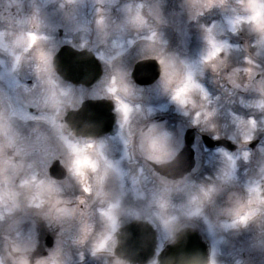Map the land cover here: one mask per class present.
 Returning <instances> with one entry per match:
<instances>
[{
    "label": "rangeland",
    "instance_id": "1",
    "mask_svg": "<svg viewBox=\"0 0 264 264\" xmlns=\"http://www.w3.org/2000/svg\"><path fill=\"white\" fill-rule=\"evenodd\" d=\"M48 1H53L59 8L60 19L65 18L61 20L60 25L62 26L65 20L69 22L67 27L62 29L79 37L80 47L95 52L102 62L112 67L115 77L111 78L109 75L105 81L118 82L122 84L121 90L128 91L130 96L133 93L147 99L136 108L129 107L131 112L126 124L118 106L121 132L119 138H124L122 146L119 145L120 140H101L90 147V152L88 149L83 150L90 159L95 156L112 162L113 170L104 176L102 181L99 179L100 169L95 172L86 171L85 178L77 176L69 168L72 172L70 181L54 184L59 193L67 192L64 194V197L67 195L65 199L59 196L62 201L59 208L69 211L68 219L64 211H59L58 217L54 215L57 208H51L49 205L35 207L36 203L28 202L27 190L23 187L24 181H29L35 188L39 181L49 179L43 176L40 167L36 166L33 154L27 153L26 150L23 154L14 147L0 151V166L10 161L6 184L10 192L18 193L16 196H20L19 201L27 206L29 214L39 218L45 228L56 233V251L59 252L60 258L57 260L55 252L51 251L49 257L43 260V264H117L119 260L113 256L107 257L108 252L93 255L95 243L111 231L109 220L102 215V212L109 210L110 205H117L112 211L117 217L118 226L123 224H119L120 220L127 225L139 212H147L148 214L143 215L160 231V247L163 243L173 240L174 231L186 227L194 228L197 223L205 236L212 241V264L213 261L215 264H264V143L254 151L249 149L253 140L264 136V31L251 20L255 11L250 5L255 0ZM48 1L45 0V4ZM169 5L171 7H166ZM112 7H117L118 13L112 15ZM259 10L264 13V9ZM117 15L119 17L116 18ZM122 21L125 22V30L129 27L141 31L155 30L156 25L162 26L163 29L150 35L152 41L146 34L142 37L138 34L132 35L137 42H128V33L119 28ZM140 41L141 43H138ZM64 42L68 41L61 42V45ZM213 43L216 47H221L222 51L216 58L209 60V55L215 50ZM22 48L14 45L8 59L10 67H0V94L5 100L9 99L12 105L9 119L12 129L17 134L23 133L24 138L28 135L35 139L42 130L51 134L54 132V136L59 137L58 133L61 131L58 128H63L59 122L32 117L26 112L25 108L29 106L42 110V99L38 90L43 85L38 86L41 82H37L28 86L23 82L20 84L17 79L20 77L18 73L22 65L20 53H27V50ZM147 57L165 61V64H162L163 74L160 82L154 86L155 89H149L154 90L150 97L140 91H132L129 75L137 59ZM165 65L168 66L167 78ZM226 71H229L228 75ZM47 76L46 74L45 78ZM189 77L199 87L187 94L189 103L181 105L173 97L181 86L184 87L188 83ZM224 77L236 87L234 92L229 93L228 99L226 86L221 84ZM176 81H179L180 85L169 100L165 95ZM218 85L220 89H217ZM110 88L106 87L108 93ZM26 94L34 99L28 98ZM45 95L47 96V92ZM163 114L181 121L188 128L190 126L186 122L190 121L202 133L229 138L239 149L236 153L225 150L208 152L197 146L196 170L211 168L214 174L212 177L208 175L206 183L193 177L189 178L188 182L172 184L156 177L153 184H146L148 188L140 182L137 184L139 172L136 173V168L124 167L126 163L129 167L131 162L128 160L135 157L126 149L129 147L128 136L136 134L142 121ZM163 127H157L153 134L158 140H167L169 145L165 142L163 144V147L167 148L173 143L171 140L174 131H168L164 127L165 134L159 136L157 132L160 133ZM249 136L251 139H246ZM5 137L4 133H0V138ZM199 140L198 137L197 144L200 143ZM76 149L79 150L78 147ZM61 152L65 155V162L70 163L73 160L67 158L68 148L60 146L55 156ZM175 152L176 150L172 151L170 156ZM149 157L150 155L145 156L151 161ZM138 158L141 164L137 166V171L143 169L142 163L147 169L148 164L144 157ZM169 158L167 156L163 161L157 162H165ZM198 176H201L200 172ZM86 186L91 189L90 192H85ZM5 190L6 186H0V213L15 205L12 216L6 221L11 223L12 227L25 226V247L29 249L32 244L34 246V227L30 221L27 222L22 215H18L20 210L16 199L9 197L7 204L1 201ZM206 193L208 195H205ZM144 206L146 208H143ZM34 209H45V213H32L31 210ZM22 212L26 214V210ZM250 212L254 215L247 224L237 223L235 227L232 226L237 221L238 214L245 216ZM224 214L227 219L233 217V222L222 219ZM165 221L170 223L165 226ZM12 261L13 264H20L19 259Z\"/></svg>",
    "mask_w": 264,
    "mask_h": 264
},
{
    "label": "flooded vegetation",
    "instance_id": "2",
    "mask_svg": "<svg viewBox=\"0 0 264 264\" xmlns=\"http://www.w3.org/2000/svg\"><path fill=\"white\" fill-rule=\"evenodd\" d=\"M59 26V8L53 4V1L45 4V0H0V67H10L8 59L12 54L11 51H13L14 45H18L21 48L23 47L22 49L27 50V53L25 52L24 55L20 53L22 57V65L19 69L18 74L20 77L18 79H20V83L25 80L31 86L35 81L43 83L44 86L38 90V93L42 92V101L45 99V105L41 106L42 110L34 108L33 106L26 107L25 109L28 115L32 117L45 118V120L49 122L63 119L68 111L79 108L84 100H96L106 96V93L103 90H100L99 87L88 89L82 86L76 87L63 80V86H61V78L53 66L54 55L59 49L60 43ZM33 34L39 39L32 47H29V37ZM1 52H3V55H1ZM41 52L51 56L50 67L45 66L40 60ZM46 74L48 76L45 78ZM135 85L138 92L139 90H142V94L144 95L147 93L148 95H151V92H148V90L154 86L153 84L150 86ZM228 85L230 89L234 88L231 84ZM80 88L84 89L79 92H75V90L77 91ZM94 90H98L100 93L92 95V91ZM46 92L47 96L45 95ZM60 92H63L62 96H60ZM81 93H83V95ZM86 94L88 96H86ZM26 96L30 98L28 94H26ZM78 99L79 101L77 102ZM19 102L21 104V100ZM10 107H12V105L9 103V99L5 100L2 94H0V133H4L6 135L5 138H1L4 145H10L12 136H17V133L13 131L11 121L9 120L11 117ZM29 109L36 112L37 115L30 114L28 111ZM56 110L57 113H55ZM160 125H163L165 129H168V131L173 129V136L175 140H177V143L172 144L169 154L174 150H176V152L172 158L166 162V164L162 165V167H156L151 161L145 159L148 164V168L144 171L143 178L150 180V177L154 179L155 176L158 175L172 184L180 181L188 182V179L193 177L200 180L198 173L200 171L204 172V168H200L199 171L194 168L189 174L185 175L183 179L176 180L177 173L179 174V172L181 173L187 169L185 167L189 164L191 149L197 157L198 148L196 138L202 134H200L199 130H197L194 126L188 128L181 121H175L170 117L153 116L149 120H144L140 123L137 129L138 134L134 137L136 155L138 157L152 155L151 140H156V138L151 132ZM119 126V117H117V121L114 125V129L117 131L116 136L118 135ZM164 127L161 129L160 133L157 132L159 136H161V134H165ZM191 128L196 129L195 141L193 147H188L186 145L185 133ZM46 138L47 146L54 151L57 146L54 138H51L48 133ZM113 139L114 135L105 134L103 137L93 141ZM164 141V139H161L158 143L162 146L163 151H167V148L163 147ZM121 143L122 141L119 145ZM13 144L15 147L20 146L18 136L16 142H13ZM117 145L118 144H113V146ZM41 157L42 156L40 155L37 161V166L40 168H45L53 161L52 159L50 160L45 158V163L43 159L40 160ZM15 199L17 203L18 200H20L19 197H16ZM19 204H21V202H19ZM139 218L147 220L145 219V216ZM35 220L37 219H34V221ZM0 225L2 227L0 228V261H2V264H8L13 257L18 256L22 260H20V264H42L44 257L49 254L45 247V237L46 235H51L44 229L43 224L38 222L34 223V246L32 244L29 249H26L25 247L26 234L24 225L17 226L12 230L10 228V223L5 222ZM51 236L54 238V235ZM120 262L122 264H129L124 261ZM155 262L156 261L152 263Z\"/></svg>",
    "mask_w": 264,
    "mask_h": 264
},
{
    "label": "water",
    "instance_id": "3",
    "mask_svg": "<svg viewBox=\"0 0 264 264\" xmlns=\"http://www.w3.org/2000/svg\"><path fill=\"white\" fill-rule=\"evenodd\" d=\"M60 74L75 83L92 85L100 76V65L91 52H78L71 48H63L56 56ZM94 66V68H90ZM141 69V70H140ZM159 69L154 62H142L138 64L133 73L137 82L148 83L155 80L159 75ZM86 108V109H85ZM87 109L91 111V120L87 121ZM100 106L95 103H86L78 113L79 121L76 122L77 132L86 134L87 125L95 126L99 123ZM102 118H105L103 115ZM103 123L102 125H104ZM102 129V126L101 128ZM100 131V130H91ZM208 147L223 146L228 150H235L237 147L230 141L221 139L213 140L208 136L203 137ZM254 145V144H253ZM193 166L190 163L188 168ZM155 233L151 227L142 222H135L127 227L120 238L116 254L122 259L132 263L146 264L152 258L155 249ZM207 249L199 236L191 230L180 232L173 245L168 251L163 252L159 257V264H206Z\"/></svg>",
    "mask_w": 264,
    "mask_h": 264
},
{
    "label": "snow or ice",
    "instance_id": "4",
    "mask_svg": "<svg viewBox=\"0 0 264 264\" xmlns=\"http://www.w3.org/2000/svg\"><path fill=\"white\" fill-rule=\"evenodd\" d=\"M253 10L255 11V14L251 17L252 21H255L257 23V26L264 31V13H262L259 9H264V2H261V0H255L254 3H252L250 5ZM39 38L36 37L34 34L30 35L29 37V47H32L36 41ZM213 47H214V51L209 55L208 59L212 60L214 58H216L218 56V54L222 51L221 47H216L215 43H213ZM40 60L43 62V64L45 66L50 67L51 65V56L45 54L44 52L40 53ZM162 64H165V61L162 59L161 60ZM165 77H168V66L165 65ZM113 83H115V81H113ZM199 85L195 84L191 77L188 78V83L180 88L179 90H177L175 96L173 97L177 102H179L181 105L187 104L189 103V99L187 98V94L195 88H198ZM110 92L115 93L117 91V89L115 87H112L109 89ZM118 103H119V110L123 113V117H124V123L126 124L128 122L129 119V114L131 112V109L129 108V106L127 104H124L122 101H119L118 99ZM246 139H251V137H246ZM70 147H72L71 145H69ZM151 149L153 154L150 155V159L156 160V161H163L165 158H167V153L163 152L162 150V146L159 145L158 141L153 139L151 140ZM73 151L75 152V154L77 155V159L74 162V173L77 176L80 177H85L86 178V174L83 171V168L85 166L91 167L93 169V171L96 170L97 166L95 163L92 162V160L89 157H85L83 159L79 158V154L80 151L73 148ZM157 152H160V154H155ZM111 166V165H109ZM102 181V179H101ZM85 192H90L91 189L89 187H85ZM205 195H208V193H206ZM117 207V205H110V208L108 211H104L102 212V215H104L105 217H107V219L110 222V228L111 231L108 232L107 234L103 235L94 245L93 248V255H96L97 253H102V252H108L109 254H111L112 252V247H110L111 245H114L115 240H114V236L113 233L116 231V229L118 228V220L117 217L113 214V209H115ZM64 212H66L67 210L64 209L62 210ZM195 214V213H194ZM254 213H249L248 215L245 216H239L238 214V219L236 222H234V224L232 225L233 227L236 226L237 223L239 224H247V222L249 221V219H251L253 217ZM170 222L169 221H165V226H167ZM0 264H2V262H0ZM117 264H121L120 261H117ZM213 264H215V262L213 261Z\"/></svg>",
    "mask_w": 264,
    "mask_h": 264
},
{
    "label": "clouds",
    "instance_id": "5",
    "mask_svg": "<svg viewBox=\"0 0 264 264\" xmlns=\"http://www.w3.org/2000/svg\"><path fill=\"white\" fill-rule=\"evenodd\" d=\"M10 147V145H0V151L3 150V148ZM85 157H88L87 154H85L83 151L80 152L79 158L83 159ZM77 155L75 154L74 160L70 161V168L72 171H74V162L77 159ZM93 163L96 164L97 169H100L101 175L99 176V179H103L104 176L108 175V173L113 170V164L110 161L104 160L103 158H96L95 156L91 159ZM10 164V161H6L2 166H0V182H3L5 184L8 183V176H7V168ZM111 165V166H109ZM95 170V171H96ZM83 171L86 172H95L91 167L85 166L83 168ZM55 181H45L41 180L39 183L35 186V188L32 187L29 181L25 180L23 187L27 190V198L28 202L36 203L37 207L49 205L51 208H58L59 205H61L62 201L59 198V189L54 187ZM18 193L16 192H9L5 190L2 193L3 200L2 202L7 204L9 202V197H11L13 200L15 199V196ZM15 205L13 207L7 208L4 213H0V220L4 219L5 215L10 214L14 210ZM59 211L63 212V208H59ZM2 262V261H0Z\"/></svg>",
    "mask_w": 264,
    "mask_h": 264
},
{
    "label": "bare ground",
    "instance_id": "6",
    "mask_svg": "<svg viewBox=\"0 0 264 264\" xmlns=\"http://www.w3.org/2000/svg\"><path fill=\"white\" fill-rule=\"evenodd\" d=\"M90 68H94V66H90ZM87 120H89V119H87ZM108 121H109V119L106 118L105 120H99L100 124H97L95 126L87 125V130H100L101 126L103 127L105 124L108 123ZM103 123H105V124L102 125Z\"/></svg>",
    "mask_w": 264,
    "mask_h": 264
}]
</instances>
